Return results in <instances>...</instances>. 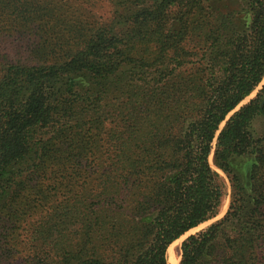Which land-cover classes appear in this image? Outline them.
<instances>
[{"label": "trees", "instance_id": "16d2710c", "mask_svg": "<svg viewBox=\"0 0 264 264\" xmlns=\"http://www.w3.org/2000/svg\"><path fill=\"white\" fill-rule=\"evenodd\" d=\"M77 39L61 62L0 67V225L30 196L10 216L28 238L2 249L27 246L29 264H170V245L229 197L214 152L231 202L179 264H264V85L229 116L264 80V0H116ZM57 174L67 193L32 219L40 177L55 190Z\"/></svg>", "mask_w": 264, "mask_h": 264}, {"label": "rangeland", "instance_id": "374dc122", "mask_svg": "<svg viewBox=\"0 0 264 264\" xmlns=\"http://www.w3.org/2000/svg\"><path fill=\"white\" fill-rule=\"evenodd\" d=\"M115 4L116 0H0V67L6 64L35 65L43 62L51 64L66 60L78 40L77 35L80 32L93 31L109 21ZM263 85L264 80L258 89L247 97L237 109L251 100ZM224 124L225 122L221 128ZM261 127H264V123ZM213 156L214 152L210 154L209 160L214 168L226 178L229 186V197L219 216L190 230L170 245L169 249L175 252L178 257L181 256L180 247L183 240L221 219L231 202L233 191L231 182L227 175L215 166ZM90 163L88 174L94 168L93 161ZM70 172L75 173L72 169ZM77 176L78 184H80L86 173L80 175L78 173ZM48 182V179L43 176L39 179L40 186L45 192L41 194L39 199L35 200V203L39 205L44 199L43 204H46V207L44 205L43 207L38 205V207H30L31 210L33 209L32 219L39 214L40 210L48 208L51 203L56 202V199L61 200L67 193L65 186L68 182L62 178L61 174H57L56 178L54 177L53 183L58 186L55 187V190ZM29 198V195L22 196L16 204L10 203L3 210L4 216L0 227L5 226L6 229L0 228V264H29L30 262L31 254L25 245H17L9 251L2 249L4 245L9 246L13 243V240L10 239L12 236H21L20 239L24 240L28 238L27 234L23 233L25 223H17L16 220L10 219V216L14 214L16 209H26ZM12 232L15 233L11 235ZM32 241L30 240L31 243ZM169 249L168 256L170 254Z\"/></svg>", "mask_w": 264, "mask_h": 264}, {"label": "bare ground", "instance_id": "6f19581e", "mask_svg": "<svg viewBox=\"0 0 264 264\" xmlns=\"http://www.w3.org/2000/svg\"><path fill=\"white\" fill-rule=\"evenodd\" d=\"M169 262L170 264H178L179 262V257L178 255L175 253V252H172L170 249H169Z\"/></svg>", "mask_w": 264, "mask_h": 264}, {"label": "water", "instance_id": "95a60500", "mask_svg": "<svg viewBox=\"0 0 264 264\" xmlns=\"http://www.w3.org/2000/svg\"><path fill=\"white\" fill-rule=\"evenodd\" d=\"M241 105V104H240ZM239 107V106H238ZM238 109L236 108L232 113H234L235 111H237ZM232 115V114H231ZM229 117V116H228ZM219 133V132H218ZM214 166V165H213ZM213 220V219H212ZM180 258H181V256L179 257V262H180ZM179 262H178V264H179Z\"/></svg>", "mask_w": 264, "mask_h": 264}]
</instances>
